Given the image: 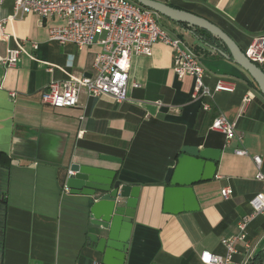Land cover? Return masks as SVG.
Returning <instances> with one entry per match:
<instances>
[{
  "label": "crops",
  "instance_id": "obj_1",
  "mask_svg": "<svg viewBox=\"0 0 264 264\" xmlns=\"http://www.w3.org/2000/svg\"><path fill=\"white\" fill-rule=\"evenodd\" d=\"M155 1L206 18L244 52L253 39L264 36V0ZM13 12L14 0L0 3V20L9 18L0 54L8 48L22 50L15 67L0 65L1 163L5 156L0 164V264L103 260L90 247L92 227L85 206L66 188L72 164L117 172L119 183L141 187L126 264H203L205 251L227 256L223 242L241 234L243 218L252 214L250 201L264 192L253 160L262 157L264 171V95L230 51L159 15L160 27L199 55L205 84L213 90L225 79L235 84L233 93L215 92L205 99L211 105L205 111L192 99L194 78L177 76L172 48L159 42L151 56H133L128 101L120 104L83 92L76 108L56 109L43 103L45 88L52 81L95 78L101 48L50 40V29L66 23L57 16L12 19ZM260 67L264 71V63ZM247 94L253 100L246 107ZM221 116L237 124L241 140L228 141L212 129ZM186 146L219 150L217 175L194 187L199 211L167 214L165 179ZM237 150L249 155L240 156ZM228 186L234 193L225 199L221 192ZM246 234V243H236L232 264H260L264 213L251 219Z\"/></svg>",
  "mask_w": 264,
  "mask_h": 264
},
{
  "label": "built area",
  "instance_id": "obj_2",
  "mask_svg": "<svg viewBox=\"0 0 264 264\" xmlns=\"http://www.w3.org/2000/svg\"><path fill=\"white\" fill-rule=\"evenodd\" d=\"M3 0H0V3ZM36 14L43 19L57 16L66 23L49 31V39L59 44L71 43L78 48L98 44L101 48L95 61L97 76L84 77L80 80L52 81L42 93L44 104L56 108H76L80 95L85 92L90 97L108 96L117 103L128 101V79L133 56H151L156 43L170 46L174 52V72L182 79L191 76L195 80L192 99L200 102L205 111L211 105L205 99L213 97L215 92L233 93L234 83L219 79L212 90L205 84L206 71L196 51L178 37H172L158 23L159 14L146 9L132 0H14L12 19ZM10 18V19H11ZM9 18L0 20V41L7 39L5 31ZM35 50L38 44H33ZM22 54L21 49L8 48L0 54V65L5 68L15 67ZM246 56L258 66L264 63V36L253 39L245 50ZM134 87H139L134 84ZM253 100L247 94L244 105ZM212 129L222 132L228 141L237 137V124L227 117L217 118ZM240 156L249 155L245 150H237ZM257 167L256 180L264 185L263 159L253 156ZM234 190L228 186L222 189V197L229 199ZM252 214L243 218L241 234L231 241L223 243L229 254L221 256L205 251L201 256L203 264H232V255L236 252V243L247 239L246 228L251 219L264 213V192L258 193L250 201ZM246 248H250L247 244ZM93 264H103L96 261Z\"/></svg>",
  "mask_w": 264,
  "mask_h": 264
},
{
  "label": "water",
  "instance_id": "obj_3",
  "mask_svg": "<svg viewBox=\"0 0 264 264\" xmlns=\"http://www.w3.org/2000/svg\"><path fill=\"white\" fill-rule=\"evenodd\" d=\"M132 1L172 21L203 29L221 40L233 60L249 73L264 95V71L219 26L202 16L155 0ZM220 155L219 150H201L190 146L183 148L182 156L165 179V213L176 215L200 210L194 187L216 177ZM103 159L115 161L114 158ZM66 188L71 195L81 199V204L87 210L92 227V232L88 234L90 247L102 255L103 264H126L141 187L119 183L117 172L72 164L67 174ZM2 235L0 229V237Z\"/></svg>",
  "mask_w": 264,
  "mask_h": 264
},
{
  "label": "trees",
  "instance_id": "obj_4",
  "mask_svg": "<svg viewBox=\"0 0 264 264\" xmlns=\"http://www.w3.org/2000/svg\"><path fill=\"white\" fill-rule=\"evenodd\" d=\"M178 24L189 28L193 33H195L198 36H200L201 38L205 39L208 43L216 44L217 46H221L222 48L227 49L226 45L221 40H219L218 38H216L215 36H213L209 32H207L203 29L191 26L189 24H183V23H178ZM4 159H5V156L2 155V163L1 164H3V162H5V161H3ZM263 259H264V255L260 259V264L263 263Z\"/></svg>",
  "mask_w": 264,
  "mask_h": 264
},
{
  "label": "rangeland",
  "instance_id": "obj_5",
  "mask_svg": "<svg viewBox=\"0 0 264 264\" xmlns=\"http://www.w3.org/2000/svg\"><path fill=\"white\" fill-rule=\"evenodd\" d=\"M162 17H163V16H162ZM163 18L167 19L166 17H163Z\"/></svg>",
  "mask_w": 264,
  "mask_h": 264
}]
</instances>
